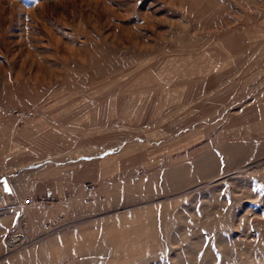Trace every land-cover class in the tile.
Returning <instances> with one entry per match:
<instances>
[{
    "label": "rangeland",
    "instance_id": "obj_1",
    "mask_svg": "<svg viewBox=\"0 0 264 264\" xmlns=\"http://www.w3.org/2000/svg\"><path fill=\"white\" fill-rule=\"evenodd\" d=\"M0 264H264V0H0Z\"/></svg>",
    "mask_w": 264,
    "mask_h": 264
},
{
    "label": "crops",
    "instance_id": "obj_2",
    "mask_svg": "<svg viewBox=\"0 0 264 264\" xmlns=\"http://www.w3.org/2000/svg\"><path fill=\"white\" fill-rule=\"evenodd\" d=\"M94 154H96V152L93 153L92 155H94ZM90 155H91V154H90ZM75 157H76V159H77V158L81 159V157H85L86 160H90V159H91V156L86 155L85 153H78V155H76Z\"/></svg>",
    "mask_w": 264,
    "mask_h": 264
},
{
    "label": "built area",
    "instance_id": "obj_3",
    "mask_svg": "<svg viewBox=\"0 0 264 264\" xmlns=\"http://www.w3.org/2000/svg\"><path fill=\"white\" fill-rule=\"evenodd\" d=\"M48 198H46V197H44L42 200L44 201V200H47Z\"/></svg>",
    "mask_w": 264,
    "mask_h": 264
}]
</instances>
